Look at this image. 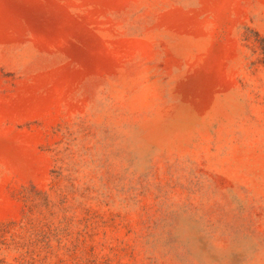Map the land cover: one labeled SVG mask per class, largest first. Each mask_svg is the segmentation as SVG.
Instances as JSON below:
<instances>
[{
  "label": "rangeland",
  "instance_id": "obj_1",
  "mask_svg": "<svg viewBox=\"0 0 264 264\" xmlns=\"http://www.w3.org/2000/svg\"><path fill=\"white\" fill-rule=\"evenodd\" d=\"M0 264H264V0H0Z\"/></svg>",
  "mask_w": 264,
  "mask_h": 264
}]
</instances>
